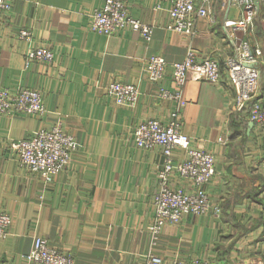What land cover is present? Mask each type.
<instances>
[{"label":"crops","instance_id":"0c3cea01","mask_svg":"<svg viewBox=\"0 0 264 264\" xmlns=\"http://www.w3.org/2000/svg\"><path fill=\"white\" fill-rule=\"evenodd\" d=\"M249 1L255 14L249 26L239 27L231 22L247 18V0H208L210 16L196 19L192 35L168 27L172 0H128L130 14L153 26L147 40L132 29L93 31L91 14L104 0H13L0 16V86L40 90L45 112L0 115V211L13 217L9 235L0 239V264H44L22 256L38 236L74 255L77 264H139L150 254L163 264L194 258L264 264V131L247 117L244 125V114L231 116L230 86L191 75L182 104L161 94L162 88L173 90L172 64L190 51L222 62L242 39L264 47V0ZM38 45L52 49L53 61L28 59ZM152 55L169 63L158 81L144 72ZM261 70L264 101V62ZM113 80L139 87L135 107L108 94ZM177 107L191 146L215 154L216 173L206 187L221 211L187 214L167 224L154 243L149 226L165 155L160 147L136 146L134 131L147 119L168 123ZM57 123L78 147L48 183L20 164L12 143ZM186 156L185 148L175 151L177 161ZM173 184L189 186L181 176Z\"/></svg>","mask_w":264,"mask_h":264},{"label":"built area","instance_id":"2783aa9c","mask_svg":"<svg viewBox=\"0 0 264 264\" xmlns=\"http://www.w3.org/2000/svg\"><path fill=\"white\" fill-rule=\"evenodd\" d=\"M208 0H172L169 10L168 27L174 31L195 34L196 19L210 16ZM240 0L239 3H243ZM247 18L231 22L236 26H249L255 14V5L247 0ZM13 0H0V16L8 13ZM91 29L101 34H113L122 29L139 31L151 40L153 26L132 16L128 0H104L101 7L91 14ZM27 35L26 30H22ZM29 60L51 62L54 59L52 49L47 46H34L27 52ZM264 62V47H252L247 39L237 45L235 55L226 57L222 62L215 55L203 58L190 51L182 61L172 64L173 90L162 88L165 97H174L183 103L184 87L191 75L212 83L230 86L234 93V109L242 111L260 131H264V101L259 93L261 66ZM168 62L162 55L150 56L144 72L148 79L158 81L166 74ZM107 92L117 104L135 107L139 100V87L133 83L113 80ZM18 112L39 115L45 112L43 95L35 88L20 87L12 89L0 86V115H13ZM223 141V140H222ZM191 137L184 132L177 107L168 123L157 119L142 121L134 131V143L144 149L160 147L165 155L162 169L159 171V188L154 196L156 215L149 230L155 236L167 224L179 223L187 214H219L220 205L211 198L207 185L216 173V157L211 151L191 146ZM13 147L18 150L20 164L32 172H38L48 183L59 175L71 162L78 144L75 137L57 123L40 128L34 135L15 140ZM185 148L187 156L183 160L175 159V151ZM181 176L188 180L189 186H175L173 180ZM13 223L11 214L0 211V239L7 237ZM28 261L44 264H77L75 256L53 247L43 237H36L32 249L22 254ZM139 264H163L158 255L150 254ZM173 264H208L207 261L180 259Z\"/></svg>","mask_w":264,"mask_h":264},{"label":"trees","instance_id":"16d2710c","mask_svg":"<svg viewBox=\"0 0 264 264\" xmlns=\"http://www.w3.org/2000/svg\"><path fill=\"white\" fill-rule=\"evenodd\" d=\"M239 113H240V116L243 114L242 111L235 110V112L233 113L234 115H231V116H233V117H237L236 114H239ZM242 116H243V115H242ZM243 117H244V119H242V123H243L244 125H246V124L248 123V120L245 118V116H243Z\"/></svg>","mask_w":264,"mask_h":264},{"label":"rangeland","instance_id":"374dc122","mask_svg":"<svg viewBox=\"0 0 264 264\" xmlns=\"http://www.w3.org/2000/svg\"><path fill=\"white\" fill-rule=\"evenodd\" d=\"M239 35H241V33H239ZM240 41H241V40H240ZM68 165H69V164H68ZM68 165H67V166H68ZM67 166H66V167H67ZM66 167L64 168V170L66 169Z\"/></svg>","mask_w":264,"mask_h":264},{"label":"water","instance_id":"95a60500","mask_svg":"<svg viewBox=\"0 0 264 264\" xmlns=\"http://www.w3.org/2000/svg\"><path fill=\"white\" fill-rule=\"evenodd\" d=\"M252 125H253V122L251 121V122H250V126H252Z\"/></svg>","mask_w":264,"mask_h":264}]
</instances>
